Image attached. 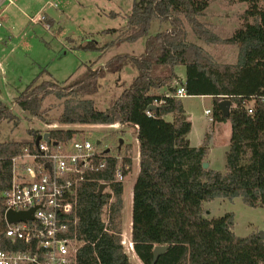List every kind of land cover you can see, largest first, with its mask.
<instances>
[{
    "label": "trees",
    "instance_id": "obj_1",
    "mask_svg": "<svg viewBox=\"0 0 264 264\" xmlns=\"http://www.w3.org/2000/svg\"><path fill=\"white\" fill-rule=\"evenodd\" d=\"M235 1L248 3L242 13L245 24L231 36L221 37L199 19L209 6L208 0H134L132 11L125 15V28L107 31L123 33L118 42L144 38L143 53L117 54L103 67L90 68L66 84L39 74L15 97L22 109L48 124L58 120L66 124L122 123L137 128L140 161L132 190L131 241L143 264L152 263L158 245H166L167 250L155 264H264V238L258 231L237 236L233 212L217 218L204 216L205 203L217 197H241L248 206L264 207V0ZM118 14L112 11L109 15ZM153 20L166 27L150 32ZM185 23L203 41L236 44L237 62L210 58L201 45L186 39ZM87 47L96 48L92 44ZM126 66L137 70L131 84L112 98L105 110L98 109L94 100L86 97L98 91L106 72H118ZM177 66H185L184 79ZM180 85L188 96H213V121L231 122L225 173L203 167L209 153L207 138L199 146L191 145L188 134L192 123L182 100L175 96ZM50 94L63 100L56 119L50 117L52 106L44 105ZM222 99L232 101L228 116L219 107ZM151 104L157 107L149 110ZM168 114L172 120L165 118ZM3 121L18 123L12 109L0 102V249L6 250L18 242L5 236L2 192L10 187L12 158L35 150L40 131L29 128L28 136L22 139L4 140ZM49 132L59 141L77 130ZM103 158L105 168L87 174L80 182L76 223L70 219L63 236L81 243L76 264H133L122 242L124 184L115 179L119 168L129 173L131 158L108 153ZM103 182L108 190L98 198Z\"/></svg>",
    "mask_w": 264,
    "mask_h": 264
},
{
    "label": "rangeland",
    "instance_id": "obj_2",
    "mask_svg": "<svg viewBox=\"0 0 264 264\" xmlns=\"http://www.w3.org/2000/svg\"><path fill=\"white\" fill-rule=\"evenodd\" d=\"M209 6L199 19L221 37H228L245 24L242 13L248 3L231 0H208ZM134 0H11L0 7V102L9 106L18 119L3 121L2 138L19 140L26 136L27 129L34 128L44 133L50 129L74 128L79 137H86L110 148L115 154L131 158L130 171L123 184L122 242L133 264H143L129 244L132 227V190L139 172V142L137 130L130 124H51L32 116L22 109L15 97L25 89L37 75L60 84L69 83L84 76L92 68L103 67L108 60L120 53L141 54L144 38L134 42H118L120 31L127 23L125 15L133 9ZM120 13L110 16L111 12ZM166 24L153 20L150 32L162 30ZM188 41L199 44L212 59L236 63V44L213 43L199 39L188 23H185ZM96 48H88V45ZM181 78L185 77V66H177ZM137 70L126 66L118 72H106L98 91L86 98L94 100L100 110L128 87ZM164 90V89H161ZM161 90H158L159 92ZM180 99L187 111L192 126L188 138L193 146H199L207 138L211 168L226 172V151L229 149L231 122H213L205 113L212 109L214 98L210 95H186ZM62 99L54 94L46 97L44 105L52 106L50 117L57 118L62 111ZM172 120V115L165 116ZM120 139L123 142L120 144ZM106 189L104 190V192ZM103 192V193H104ZM204 216L217 218L227 212L234 213V232L247 236L252 231H264V207L246 205L241 197L228 199L217 197L205 203Z\"/></svg>",
    "mask_w": 264,
    "mask_h": 264
},
{
    "label": "built area",
    "instance_id": "obj_3",
    "mask_svg": "<svg viewBox=\"0 0 264 264\" xmlns=\"http://www.w3.org/2000/svg\"><path fill=\"white\" fill-rule=\"evenodd\" d=\"M9 1L0 0V7ZM175 96H186L183 85L177 88ZM248 111L253 112L252 106ZM205 113L213 121L212 110L206 109ZM35 147L12 158L10 187L2 196L6 206L5 236L18 245L0 249V264H76V251L81 243L63 234L70 219L76 223L78 186L87 174L105 168L104 154L121 155L101 142L97 144L77 134L59 141L51 138L48 142L42 138ZM126 175L119 168L115 179L124 181ZM32 209V218L12 223L6 220L7 211Z\"/></svg>",
    "mask_w": 264,
    "mask_h": 264
},
{
    "label": "water",
    "instance_id": "obj_4",
    "mask_svg": "<svg viewBox=\"0 0 264 264\" xmlns=\"http://www.w3.org/2000/svg\"><path fill=\"white\" fill-rule=\"evenodd\" d=\"M232 101L230 99H222L219 102V107L221 109V112L223 115L228 116L230 108L232 107ZM157 105L151 104L148 109L152 110L154 108H156ZM44 139L46 141H50L51 140V136H50V132L46 131L44 133L39 134L36 137L35 143L38 144L39 141L41 139ZM123 142L122 139H120V144ZM97 144L100 143V140L96 141ZM56 144V142H55ZM203 167L207 168L209 167V163L207 161L203 162ZM108 187V184L103 182L100 183L99 188H98V198H100L104 192V190ZM33 209L30 211H26V212H13V211H7L6 213V220L8 223H12V222H16V221H21V220H25V219H29L32 218V213ZM259 235L261 238H264V231H260ZM167 250V246L166 245H158L154 248L153 250V260L151 264H155L159 258V256L161 254H163L165 251Z\"/></svg>",
    "mask_w": 264,
    "mask_h": 264
},
{
    "label": "crops",
    "instance_id": "obj_5",
    "mask_svg": "<svg viewBox=\"0 0 264 264\" xmlns=\"http://www.w3.org/2000/svg\"><path fill=\"white\" fill-rule=\"evenodd\" d=\"M182 77V76H181ZM185 78V77H184ZM184 78H182V79H184ZM185 108V107H184ZM185 111H186V109H185ZM186 114H187V111H186ZM208 115V114H207ZM214 122V121H213ZM122 124V123H121ZM135 127V126H134ZM135 129L137 130V128L135 127ZM191 143V142H190ZM206 161L209 163V167L211 168V160L209 159V154H208V156H207V158H206ZM123 201H124V199H123ZM131 238V237H130ZM129 242V244L131 243L132 244V241L131 240H129L128 241ZM133 248V247H132Z\"/></svg>",
    "mask_w": 264,
    "mask_h": 264
}]
</instances>
